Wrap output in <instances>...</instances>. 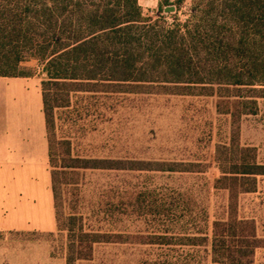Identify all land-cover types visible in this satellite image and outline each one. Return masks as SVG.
Returning <instances> with one entry per match:
<instances>
[{
  "label": "rangeland",
  "instance_id": "obj_1",
  "mask_svg": "<svg viewBox=\"0 0 264 264\" xmlns=\"http://www.w3.org/2000/svg\"><path fill=\"white\" fill-rule=\"evenodd\" d=\"M137 1L143 16L158 15V0ZM21 70L43 81L40 61L29 60ZM256 89L104 82L50 88L45 126L58 229L14 232L7 240L0 234V264H65L67 253L75 257L80 228L106 233L108 243L92 245L88 259L73 264L199 261L201 242L191 247L184 237L203 229L204 212L208 240L217 232L233 246H257L245 264H264V176L230 174L235 165L264 166V93ZM73 159L190 170L70 168ZM37 213L30 210L32 218ZM229 221L234 236L228 239ZM159 232L171 237L167 245L153 238ZM207 264H213L209 258Z\"/></svg>",
  "mask_w": 264,
  "mask_h": 264
},
{
  "label": "trees",
  "instance_id": "obj_2",
  "mask_svg": "<svg viewBox=\"0 0 264 264\" xmlns=\"http://www.w3.org/2000/svg\"><path fill=\"white\" fill-rule=\"evenodd\" d=\"M167 7H174L173 13L166 12ZM157 13L154 18L143 16L137 0H0V77H30L21 65L40 61L44 119L47 91L74 84L258 88L264 93V0H158ZM47 143L51 167L48 139ZM69 167L190 170L154 162L79 159H73ZM230 174L264 176V166L235 165ZM50 176L58 229V190L51 168ZM203 217V229L199 233L191 229L184 238L191 247L201 242L204 256L199 261L190 257L182 264H207V258L213 264H245L257 246H233L217 232L208 240L207 212ZM225 226L229 228L226 238H233V223ZM105 234L80 228L75 257L67 253L65 264L87 260L92 245L108 243ZM153 238L167 245L171 237L159 232ZM84 243L87 249L82 248ZM72 248L68 246L71 252Z\"/></svg>",
  "mask_w": 264,
  "mask_h": 264
},
{
  "label": "crops",
  "instance_id": "obj_3",
  "mask_svg": "<svg viewBox=\"0 0 264 264\" xmlns=\"http://www.w3.org/2000/svg\"><path fill=\"white\" fill-rule=\"evenodd\" d=\"M40 83L35 76L0 77V234L5 240L14 232L56 230ZM32 209L38 211L33 218Z\"/></svg>",
  "mask_w": 264,
  "mask_h": 264
},
{
  "label": "water",
  "instance_id": "obj_4",
  "mask_svg": "<svg viewBox=\"0 0 264 264\" xmlns=\"http://www.w3.org/2000/svg\"><path fill=\"white\" fill-rule=\"evenodd\" d=\"M166 12H173L174 11V7H167L165 9Z\"/></svg>",
  "mask_w": 264,
  "mask_h": 264
}]
</instances>
